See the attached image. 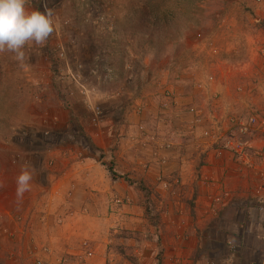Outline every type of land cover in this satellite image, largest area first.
I'll return each mask as SVG.
<instances>
[{"label":"rangeland","instance_id":"rangeland-1","mask_svg":"<svg viewBox=\"0 0 264 264\" xmlns=\"http://www.w3.org/2000/svg\"><path fill=\"white\" fill-rule=\"evenodd\" d=\"M26 8L51 10L55 28L44 46L25 45L23 62L0 52V264H228L224 230L199 238L196 190L166 169L227 140L205 116L210 108L242 102L243 88L247 102L264 103L253 95L264 78V0ZM257 104L219 125L249 113L260 120ZM257 157L247 165L262 186ZM22 169L33 179L18 199Z\"/></svg>","mask_w":264,"mask_h":264},{"label":"crops","instance_id":"crops-1","mask_svg":"<svg viewBox=\"0 0 264 264\" xmlns=\"http://www.w3.org/2000/svg\"><path fill=\"white\" fill-rule=\"evenodd\" d=\"M261 79L264 81V78ZM240 80L251 84L257 79L243 78ZM263 81L256 88L258 92L253 91L255 97L264 98ZM250 92V88L248 91L243 88L239 96L240 100H238H242V102H228L226 107L218 110L209 107L214 113L207 111L205 116L208 117L209 122L214 125L213 128H216L219 134L226 137L230 129L226 128V125L220 126V122L225 123L228 116L237 113L238 110H242L240 113L248 112L249 103H252V106L258 103V101L252 102L251 100V102H247L252 97L248 94ZM227 97H225L226 100L230 98ZM255 102L256 104H254ZM257 107L261 109V116H264V103ZM260 118L259 121L264 122V117ZM262 126L257 125L253 133L249 134L247 141L251 147L248 148L250 154H254L256 149L264 146V125ZM220 144L217 142L215 145L212 144L215 149L212 150V146H210L206 156L199 154L201 149L205 151V148L203 149L201 146V149L197 148L195 157L190 154L171 159L170 162L168 161L170 165L167 166L166 173H169L168 176H172V179L179 176L183 187H194L196 190L199 203L196 206L198 217L196 226L198 230L196 231L199 238L219 232L222 228L224 231L221 230L226 235L225 241L232 249L229 250V256L226 258L228 264H264V187H260L257 181L256 171L252 167L254 163L247 165L250 162V155L248 160L239 161L231 151L219 152ZM89 179L94 184L96 183L100 191L107 187V177L104 182L94 181L95 178L92 176ZM51 219V216L48 217V220L51 221ZM168 221L170 222V220H166V223ZM184 222L181 226L189 231L191 227L187 226L186 220ZM214 237L211 241L216 243ZM199 241L197 240L196 244ZM198 247H202V245L199 243Z\"/></svg>","mask_w":264,"mask_h":264},{"label":"clouds","instance_id":"clouds-1","mask_svg":"<svg viewBox=\"0 0 264 264\" xmlns=\"http://www.w3.org/2000/svg\"><path fill=\"white\" fill-rule=\"evenodd\" d=\"M27 0H0V52H11L23 62L24 48L29 42L44 46L54 31L55 21L51 10H28ZM32 173L22 169L16 177L15 194L18 199L30 191Z\"/></svg>","mask_w":264,"mask_h":264},{"label":"built area","instance_id":"built-area-1","mask_svg":"<svg viewBox=\"0 0 264 264\" xmlns=\"http://www.w3.org/2000/svg\"><path fill=\"white\" fill-rule=\"evenodd\" d=\"M261 123V122H260ZM233 124V123H232ZM259 124V118L255 114H248L244 119H241L239 123L233 124L228 130L227 140L220 144L219 152L228 150L238 157L241 161H246L249 158V151L244 147L243 137L248 131ZM236 127V131L234 130ZM238 133V135H236ZM254 155L264 158V146L253 152ZM246 155V156H245ZM245 156V158H244ZM260 178L264 181V167L260 170ZM260 187H264V184Z\"/></svg>","mask_w":264,"mask_h":264},{"label":"trees","instance_id":"trees-1","mask_svg":"<svg viewBox=\"0 0 264 264\" xmlns=\"http://www.w3.org/2000/svg\"><path fill=\"white\" fill-rule=\"evenodd\" d=\"M109 171H110V174H111L112 178H115L116 175H115L114 171L112 170V168H109Z\"/></svg>","mask_w":264,"mask_h":264}]
</instances>
